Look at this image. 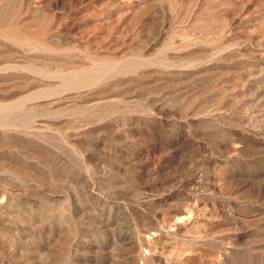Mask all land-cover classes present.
Wrapping results in <instances>:
<instances>
[{
  "label": "rangeland",
  "instance_id": "rangeland-1",
  "mask_svg": "<svg viewBox=\"0 0 264 264\" xmlns=\"http://www.w3.org/2000/svg\"><path fill=\"white\" fill-rule=\"evenodd\" d=\"M0 264H264V0H0Z\"/></svg>",
  "mask_w": 264,
  "mask_h": 264
}]
</instances>
